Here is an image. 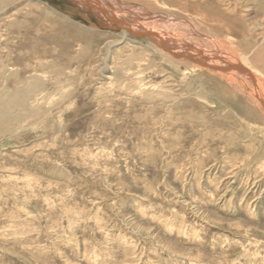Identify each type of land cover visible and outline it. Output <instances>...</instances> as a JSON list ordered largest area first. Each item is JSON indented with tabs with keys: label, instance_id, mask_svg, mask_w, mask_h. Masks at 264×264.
<instances>
[{
	"label": "rangeland",
	"instance_id": "1",
	"mask_svg": "<svg viewBox=\"0 0 264 264\" xmlns=\"http://www.w3.org/2000/svg\"><path fill=\"white\" fill-rule=\"evenodd\" d=\"M106 1L114 8L129 2L137 8L132 12L150 16L162 31L188 35L198 28L201 46L242 63L264 89V0ZM19 3L23 12L32 3L70 17L74 33L94 46L103 36V48L118 41V57L134 47L121 29L107 28L109 21L75 1ZM14 14L13 7L0 13V26ZM128 37L151 44L141 35ZM142 53L156 55L147 63L156 73L145 77L165 86L163 105L144 101L127 85L110 86L112 80L99 74L100 54L92 71L77 75L78 84L45 92L58 104L37 105L36 116L0 138V264H264V123L246 124L242 111L230 108L252 107L263 116L252 87L243 81L248 88L239 94L241 84L227 74L185 57L168 55L172 64L159 51ZM61 93L69 96L61 100ZM174 111L181 115L178 124L172 121L177 115L169 117ZM183 121L195 132L188 142ZM216 121L228 125L216 127ZM215 129L235 138L218 135L211 145Z\"/></svg>",
	"mask_w": 264,
	"mask_h": 264
},
{
	"label": "bare ground",
	"instance_id": "2",
	"mask_svg": "<svg viewBox=\"0 0 264 264\" xmlns=\"http://www.w3.org/2000/svg\"><path fill=\"white\" fill-rule=\"evenodd\" d=\"M28 1L29 0H0V13L1 14L7 13V9L9 8L11 11V7L15 8V10L18 12V15H16L17 14L16 13L12 17L9 15L11 20L4 26V28L0 26V138L12 134L14 129L20 126L23 121L26 122L27 120L26 118L29 119L31 117L36 116V114L39 112L37 110L38 109L37 105L56 102L57 99L56 101H54L55 98L52 99L50 95L47 98V96L45 95H47L48 93L45 94V92L51 91V93H53L54 91L55 92L59 91L60 93L65 88H71L73 83L74 82L76 83L75 78L77 77L79 73L81 74L83 72H87L92 67L96 66L97 63H99L98 55L100 54H102L104 58L101 60L103 64L101 65V68L99 69V74L102 76V78L108 77L107 79L112 80L110 82V86L113 87L115 86V84H122L125 86L127 85L126 87L131 92L142 94L143 96L142 99H144V101H149L151 104L163 105L162 104L164 103L163 100L166 99L165 97L166 95L163 96V90L165 89V86L147 83L146 77H145L146 74L153 76L156 73L155 69L151 67V64L150 66H147V63H150L151 62L150 60L155 59L156 55H154V58H147L142 53L143 51L149 52L151 54L158 53L159 51L161 55L164 56L166 60L170 63H172L173 61L171 60L169 61L170 56L168 55H176L177 57L178 56L182 57V59L183 57H185L187 59L192 60L193 62L204 65L208 69H215L219 71L218 74H220V72L223 74H227L231 78L232 81H236V82L239 81L238 83L241 84V85L237 84L238 86L235 87V92L239 94H240L239 92L240 90L242 93H245L244 90L248 88L243 82V81H246L252 87L250 97L257 99L258 101L257 103H259V110H262L263 116L258 118V116L255 115L252 107L246 108L238 104H234V105L230 104L231 105L230 108L232 109L235 108L237 111L238 110L242 111V114L244 116L242 120H244V123L246 124H248L249 121L250 123L251 121L258 122V123H264V89H263V85L261 81L259 80L260 78L258 79L256 76H254L249 70H247L248 68L246 69L244 66H242L241 65L242 63L240 64L239 61L233 60L231 59V57L229 58V56H225L224 55L225 53L221 51L220 53L219 51H217L222 56V57H219L217 53L216 55L214 54L215 52H212L210 49L201 46L198 42L199 41L198 38H200L202 34L197 32L199 31L198 28L195 29L194 27H192L191 29L189 27L191 31L190 30L187 31L188 35L177 33V32L165 31L166 29L162 31L160 29L161 27H158L156 25V22H152L153 20L151 19L153 18H150V16L148 18H145V17H141L140 14L132 12V9L137 10V8L131 4H128L129 2L125 3L122 1V4L119 3L120 6H118L117 8L116 7L114 8V6L110 5L111 3L108 4L106 0H77V1L72 0V1H75V3H77L78 5H80L84 10L94 13L98 19L102 20V22L109 21L111 24L108 25L107 23V26H108L107 28L110 27L116 30H118V28L121 29L122 36L125 38V40L128 43L132 44L134 47L128 46V48H125L123 52L121 49L120 52H122V54H124L125 52V54L122 55L121 57H118L117 52L114 53L113 51V48L117 46L116 43L118 41L117 42L112 41L111 43L109 42L105 46V48H103L102 47L103 42L106 39H108V36H103L95 40L96 45L94 46L92 42L94 40L86 37V40H87L86 41L83 35L80 34L81 36H78L79 34L76 35L74 33V30L72 28V23H70L73 21L70 17L63 16L64 18L62 17L59 18L58 16L59 13L58 14L55 13L54 10L50 11L49 9H47L48 8L47 6L43 8L38 5L34 6L32 3H29L30 4L29 8L25 10L24 12L18 9L19 4H21L19 2L28 3ZM13 13L15 12L13 11ZM61 19H63V21H61ZM129 34L134 35V36L141 35L144 38H148L151 41V44L148 46L146 45L147 46L146 47L142 43H135L134 41L129 39L128 37ZM210 40L211 42H214L212 41V39ZM137 45L142 46V49H143L142 52L139 53L137 51L136 49ZM219 45L222 46V44H219ZM159 48L161 49L154 52L156 49H159ZM261 51H259V53ZM263 51H264V48H263ZM250 55L252 56V54ZM247 58H245V60ZM117 60H119L118 63L116 62ZM176 62H178V60ZM228 62H230L232 66L227 64ZM111 64H113L114 67L113 66L110 67ZM175 65L177 68V64ZM197 66L198 65H196V67ZM109 70L113 71L112 74L114 75L112 77L108 76ZM181 70H182V67L180 68V71ZM200 75L201 74H199V78H200ZM194 78L195 77H192L191 79H194ZM196 79H197L196 81L197 83L202 80L201 78H200V81L198 80V78ZM224 80H225V77H224ZM167 82H170V81H167ZM166 83L164 85H166ZM189 85L190 83L188 84V87ZM200 85H201V82H200ZM158 89H160L161 91H158ZM170 91H171V87H170ZM207 92L205 93L207 94ZM234 94L233 96L235 97L236 94L235 95ZM68 96L69 94L61 93L60 99L64 100ZM75 97L76 95L73 98L76 99L77 97L76 98ZM50 98L53 100L52 102L49 101ZM218 100L223 101V99H218ZM207 102L209 106L217 108L216 104H214L215 102L213 103L209 101ZM73 103L74 101H70L69 104H73ZM230 103H232V101ZM57 104H58V101H57ZM175 105L178 106L179 104H169V107H170L169 109H171V107ZM246 105L247 104H245L244 106ZM178 110H181V112L184 111L183 109H177L176 111ZM176 111L170 112V116H169L170 118H172V116L177 115L176 118L172 120L174 121V123H177L179 118L181 117V115L180 117H178L179 115L178 112L180 111L178 112ZM215 111L216 113H219L220 110L216 109ZM216 123H217L216 127L221 126V127L226 128V125H228L226 121L224 122L225 124L221 123V121H218V122L216 121ZM184 124H189V123H187V121L182 122L181 126L183 128V133H186L187 130L191 131L187 137L185 136L186 142H188L189 140H192L190 136L194 135L195 132L192 128H190L189 125H184ZM46 126H47V123H44L42 125V128ZM213 131L209 133V136H211L210 139L212 141V142L210 141L211 145L214 144L215 142L214 139H216L215 137H217L218 135L220 137V138L218 137L219 140H227L230 138L232 139L235 138V136H233L232 133L230 132L229 133L224 132L220 134L216 129ZM244 137L246 136H243V138ZM232 147L239 148V145L237 144ZM205 148H206V151H208L207 149H209L210 147L206 146Z\"/></svg>",
	"mask_w": 264,
	"mask_h": 264
}]
</instances>
